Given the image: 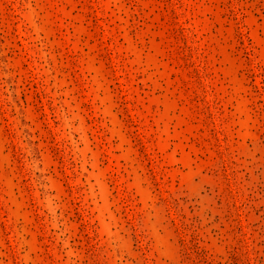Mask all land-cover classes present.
<instances>
[{
    "label": "rangeland",
    "instance_id": "rangeland-1",
    "mask_svg": "<svg viewBox=\"0 0 264 264\" xmlns=\"http://www.w3.org/2000/svg\"><path fill=\"white\" fill-rule=\"evenodd\" d=\"M0 264H264V0H0Z\"/></svg>",
    "mask_w": 264,
    "mask_h": 264
}]
</instances>
